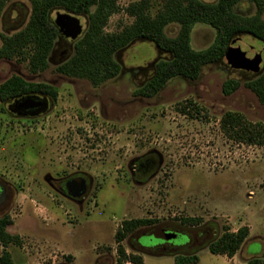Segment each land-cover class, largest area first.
<instances>
[{
	"label": "rangeland",
	"instance_id": "1",
	"mask_svg": "<svg viewBox=\"0 0 264 264\" xmlns=\"http://www.w3.org/2000/svg\"><path fill=\"white\" fill-rule=\"evenodd\" d=\"M135 1L118 2L121 11L109 19L108 33L131 24L123 10ZM151 1L154 14L158 3ZM29 11L27 0L8 2L0 17V35L23 27ZM234 11L248 16L254 8L243 1ZM49 17L54 23L58 20L60 36L45 71L33 74L26 63L0 60V84L17 75L49 84L58 94L56 100L46 98L48 108L35 115L17 113L11 103H0V186L4 188L0 217L12 219L7 232L21 242L7 247L13 262L116 264L115 234L122 221L150 219L156 223L121 242L127 255L142 257V264H174L175 254L190 253L199 257L198 264H245L252 258L264 264V146L234 142L219 126L225 112H237L264 127V105L243 86L264 66L263 44L247 35L237 37L258 51L256 72L231 68L223 58L203 67L195 81L175 78L154 97L144 98L135 91L167 55L148 41L136 40L115 55L119 75L93 87L54 71L71 55L73 42L86 28V16L53 10ZM177 30L170 25L166 34L173 37ZM213 38L210 27L197 24L191 47L205 49ZM228 79L240 81L241 87L224 96L221 86ZM189 102L200 109L194 118L178 109ZM144 156H154V169L148 176L132 177L131 166ZM80 173L92 179L80 204L58 194L46 181ZM181 218L201 222L186 228ZM242 226H248L250 234L231 259L209 253L211 240L225 229L234 232ZM171 227L185 228L190 236L168 243L188 245L164 251L165 241L159 238L162 229Z\"/></svg>",
	"mask_w": 264,
	"mask_h": 264
},
{
	"label": "trees",
	"instance_id": "2",
	"mask_svg": "<svg viewBox=\"0 0 264 264\" xmlns=\"http://www.w3.org/2000/svg\"><path fill=\"white\" fill-rule=\"evenodd\" d=\"M11 0H0V17L4 7ZM30 11L20 29L11 35H0V60H15L26 63L29 72L37 74L48 68V58L60 36L59 27L50 19L53 10H62L71 15L86 16V28L73 42L71 55L59 63L55 73L71 79L85 80L93 87L117 77L121 66L115 55L136 40L152 43L161 53L167 55L159 59L152 77L135 94L144 98L157 95L172 79L184 78L195 81L203 67L220 62L230 42L236 37L247 35L261 42L264 47V0H156L158 8L152 14L154 3L151 0H136L123 11L132 18L131 24L120 31L108 33L109 19L119 13L120 0H27ZM246 1L254 8L252 15H239L234 8ZM202 24L214 32L212 43L205 49L191 47V33L195 25ZM170 25L178 27L177 33L170 37L166 29ZM258 102L264 105V66L261 71L243 84ZM241 87V82L228 79L222 83L221 92L230 96ZM28 96H42L57 99V90L44 83H33L13 75L0 84V103L15 108V101ZM190 118L199 115L200 109L194 103L178 107ZM191 109V111L189 110ZM206 117V116H204ZM223 134L230 140L247 145L264 146V127L251 123L237 112H225L219 121ZM186 228H194L201 222L197 218H181ZM150 219L123 220L115 234L117 243L116 264H142L140 255H127L121 246L122 240L141 227L154 225ZM12 224L9 216L0 218V244L3 247L0 264H15L6 250L9 245L20 246L17 236L7 232ZM164 230H167L166 228ZM173 233L190 236L181 228ZM250 234L248 226L231 232L225 229L208 244L212 255L231 259L241 248ZM69 259V258H68ZM196 254L175 255L174 264H198ZM245 264H262L259 258H252Z\"/></svg>",
	"mask_w": 264,
	"mask_h": 264
},
{
	"label": "flooded vegetation",
	"instance_id": "3",
	"mask_svg": "<svg viewBox=\"0 0 264 264\" xmlns=\"http://www.w3.org/2000/svg\"><path fill=\"white\" fill-rule=\"evenodd\" d=\"M47 101V106L46 108H48L49 106V102ZM45 108V109H46ZM19 112V111H18ZM154 156H148V157H142L139 160H137L133 166H131L132 169V177L137 178L139 176L145 177L146 175L148 176V174L154 169L155 167V160L153 158ZM46 181L48 182V184H50V186L52 188H54L56 190V192L58 194H60L61 196H63L64 198L75 202L76 204H80L82 203L83 199L87 196L90 187L92 185V179L87 176L86 174H76V175H72L68 178L65 179H46ZM4 193V188L2 186H0V205L3 202V196L2 194ZM77 194H79V196H77ZM3 209L0 210V212H2ZM7 216V215H5ZM4 217V216H3ZM2 218V217H0ZM9 227V226H8ZM7 227V228H8ZM162 239L163 241H165L163 243V247L162 249L164 251H169V250H176V249H181L184 248L186 245L184 246H173L172 244H169L168 242L170 240H174L177 237H180L182 235L180 234H175L174 237L166 240V237L169 233H173V228H167V230L162 229ZM16 236V235H13ZM165 237V238H164ZM140 246V245H139ZM141 247V246H140ZM142 248V247H141ZM3 249V247H2ZM144 249V248H142ZM168 249V250H165ZM7 250V248H6ZM1 255V254H0ZM178 255V254H175ZM12 258V257H11ZM63 264V263H61Z\"/></svg>",
	"mask_w": 264,
	"mask_h": 264
},
{
	"label": "water",
	"instance_id": "4",
	"mask_svg": "<svg viewBox=\"0 0 264 264\" xmlns=\"http://www.w3.org/2000/svg\"><path fill=\"white\" fill-rule=\"evenodd\" d=\"M55 24H59L58 20ZM258 55V51L251 48L246 43L239 42L237 37L228 45L224 54V59H227L228 66L234 69H251L257 71V65L254 57ZM15 108L23 115L37 114L45 110L47 106L46 98L39 96H28L24 99L15 101ZM79 196V194H77ZM174 233H169L166 240L174 237Z\"/></svg>",
	"mask_w": 264,
	"mask_h": 264
}]
</instances>
